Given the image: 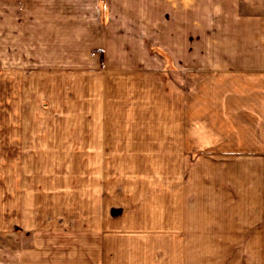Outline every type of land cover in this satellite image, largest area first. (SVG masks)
Here are the masks:
<instances>
[{
	"label": "rangeland",
	"instance_id": "rangeland-1",
	"mask_svg": "<svg viewBox=\"0 0 264 264\" xmlns=\"http://www.w3.org/2000/svg\"><path fill=\"white\" fill-rule=\"evenodd\" d=\"M136 40L144 47L142 33ZM183 56L153 51L150 68L141 52L136 68L39 70L38 85L17 70L0 82V243L27 247L33 232L111 229L135 211L160 220L176 206L174 216L183 212L185 225L201 228L189 260L199 253L200 264H239L245 250L264 259V245L206 243L213 208L227 205L238 226L256 191L264 196V165L254 156L264 114L254 94L207 83L205 68L197 85ZM46 72L58 82L43 84ZM128 108L134 118L121 116ZM105 116L111 130L130 125L135 135L105 132L109 145L82 149L85 129Z\"/></svg>",
	"mask_w": 264,
	"mask_h": 264
},
{
	"label": "crops",
	"instance_id": "crops-1",
	"mask_svg": "<svg viewBox=\"0 0 264 264\" xmlns=\"http://www.w3.org/2000/svg\"><path fill=\"white\" fill-rule=\"evenodd\" d=\"M138 32L144 47L136 40ZM153 51L184 55L197 85L205 68L207 83L254 94L255 110L263 116L264 0H0V82H9L17 70H29L32 84L38 85L39 70L136 68V53L141 52L147 56L144 66L151 68L147 58ZM158 67L164 68L162 59ZM45 78L43 84L58 82L54 72ZM121 116L134 118L135 112L128 108ZM111 118L85 129L91 133L81 141L82 149L109 145L110 140H101L105 132L135 133L130 125L111 130ZM132 139L130 143L137 142ZM254 149L257 164L264 165V140ZM256 192L249 213L234 222L238 226L226 216L227 205L210 210L214 225L209 222L206 228L207 244L264 245V196L261 189ZM178 210L172 206L170 216L165 208L160 220L135 211L111 229L91 225L33 232L27 247L0 243V264H200L199 253L190 260L187 253L189 244H200L201 228L185 225L183 212L174 216ZM246 251L239 264H264L259 254Z\"/></svg>",
	"mask_w": 264,
	"mask_h": 264
}]
</instances>
